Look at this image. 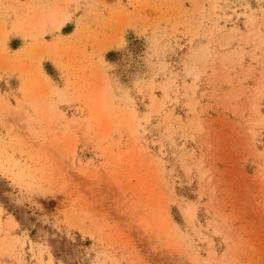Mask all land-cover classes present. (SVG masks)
Masks as SVG:
<instances>
[{
    "label": "rangeland",
    "instance_id": "374dc122",
    "mask_svg": "<svg viewBox=\"0 0 264 264\" xmlns=\"http://www.w3.org/2000/svg\"><path fill=\"white\" fill-rule=\"evenodd\" d=\"M0 264H264V0H0Z\"/></svg>",
    "mask_w": 264,
    "mask_h": 264
}]
</instances>
